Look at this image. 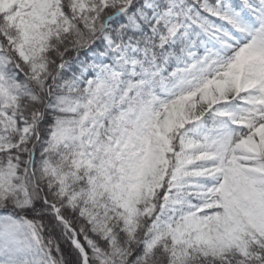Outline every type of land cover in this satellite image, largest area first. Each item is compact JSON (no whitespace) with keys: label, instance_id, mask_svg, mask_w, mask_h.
<instances>
[{"label":"snow or ice","instance_id":"1","mask_svg":"<svg viewBox=\"0 0 264 264\" xmlns=\"http://www.w3.org/2000/svg\"><path fill=\"white\" fill-rule=\"evenodd\" d=\"M0 264H264V0H0Z\"/></svg>","mask_w":264,"mask_h":264}]
</instances>
